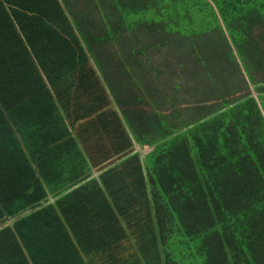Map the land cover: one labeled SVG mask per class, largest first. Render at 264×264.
<instances>
[{
	"label": "trees",
	"instance_id": "trees-1",
	"mask_svg": "<svg viewBox=\"0 0 264 264\" xmlns=\"http://www.w3.org/2000/svg\"><path fill=\"white\" fill-rule=\"evenodd\" d=\"M0 7L9 9L0 13V125L8 92L20 85L40 92L39 70L60 81L82 72L114 88L102 92L151 149L142 176L146 223L131 235L140 242L131 264H264V0H0ZM105 99H94V111ZM14 230L23 245L21 222ZM51 235L41 247L24 244L29 264H90L87 247L68 252L61 236L57 252Z\"/></svg>",
	"mask_w": 264,
	"mask_h": 264
},
{
	"label": "crops",
	"instance_id": "crops-1",
	"mask_svg": "<svg viewBox=\"0 0 264 264\" xmlns=\"http://www.w3.org/2000/svg\"><path fill=\"white\" fill-rule=\"evenodd\" d=\"M3 12L9 14V9L0 7ZM39 73V93L20 85L4 98L0 233L9 229L10 235L0 242V264L20 259L29 264L24 244L41 247L51 232L57 252L61 236H66L68 252L73 244L87 247V263L131 264L140 243L136 229L146 223L142 176L146 178L152 151L134 139L124 113L102 92L108 94L100 78L82 79L81 72L79 80L75 76L60 81ZM98 96L106 98L104 108L94 111ZM17 222L23 245L14 230ZM111 229L120 236L110 237ZM29 230L35 232L26 235ZM108 242L117 245L88 249Z\"/></svg>",
	"mask_w": 264,
	"mask_h": 264
},
{
	"label": "rangeland",
	"instance_id": "rangeland-1",
	"mask_svg": "<svg viewBox=\"0 0 264 264\" xmlns=\"http://www.w3.org/2000/svg\"><path fill=\"white\" fill-rule=\"evenodd\" d=\"M100 79H101V78H100ZM104 85H105L104 88L107 90L108 94H110L109 91H111V90L113 91L114 88L111 87L110 85H108V82L104 83ZM112 91H111V93H112ZM183 108H185V106H183ZM167 114H169V113H167ZM167 114H166V115H167Z\"/></svg>",
	"mask_w": 264,
	"mask_h": 264
}]
</instances>
